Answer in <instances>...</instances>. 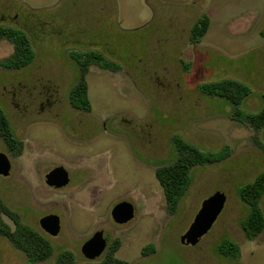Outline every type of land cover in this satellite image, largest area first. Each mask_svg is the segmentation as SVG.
I'll list each match as a JSON object with an SVG mask.
<instances>
[{"label":"rangeland","instance_id":"rangeland-1","mask_svg":"<svg viewBox=\"0 0 264 264\" xmlns=\"http://www.w3.org/2000/svg\"><path fill=\"white\" fill-rule=\"evenodd\" d=\"M3 1L21 14V25L28 18L35 58L21 70H7L13 47L0 42V107L24 143L22 154L13 156L0 138V153L12 164L10 175L0 176V197L51 241L53 256L36 264H54L64 250L77 264L100 261L104 256L90 260L82 252L100 231L121 241L116 257L130 264H264V230L246 236L242 221L249 207L238 196L264 172V152L256 144H264V128L257 132L232 119L230 102L198 90L202 83L237 80L252 90L242 111L261 110L264 0ZM204 15L209 30L192 44L191 28ZM88 50L118 66L90 67L91 112L69 102L78 79L70 52ZM175 135L204 152L230 153L193 168L192 184L170 214L155 171L176 159ZM58 166L70 183L50 188L45 176ZM218 191L226 202L212 229L195 246L183 245L203 201ZM122 202L133 206L134 218L119 225L111 212ZM51 214L60 218L57 236L40 226ZM224 239L239 246V259L218 253ZM0 264L28 260L0 237Z\"/></svg>","mask_w":264,"mask_h":264},{"label":"trees","instance_id":"trees-1","mask_svg":"<svg viewBox=\"0 0 264 264\" xmlns=\"http://www.w3.org/2000/svg\"><path fill=\"white\" fill-rule=\"evenodd\" d=\"M210 27V19L204 15L199 18L190 32V42L198 44L207 34ZM6 37L13 44V53L8 59L7 67L23 69L31 64L35 58V52L30 44L27 35L19 31H10L0 28V39ZM70 57L78 70L77 82L69 92V102L75 109L91 112L92 105L88 96L87 75L90 67L97 65L105 70H116V63L110 61L99 51H72ZM201 94L222 98L230 102L233 108L232 119L246 123L252 129L259 132L264 128V93L262 95V108L258 113L247 114L241 109L246 98L252 90L245 84L225 79L217 82L202 83L198 85ZM0 138L3 140L8 152L13 156H20L24 149V143L17 138L13 132L6 112L0 107ZM177 156L171 164L158 167L155 176L163 188L167 210L174 214L182 198L192 184V170L197 166H205L219 162L229 156V149L224 148L217 152H204L195 145L187 142L182 137L175 135L172 139ZM258 148L264 152V144L256 141ZM240 200L249 207L248 215L242 221V227L249 239L259 236L264 230V216L261 201L264 196V172L259 174L252 182H249L238 190ZM7 216L14 224V227L6 222ZM0 237L8 240L12 246L22 252L28 264L43 263L49 260L54 254V247L51 241L25 224L21 215L11 210L0 197ZM121 247V241L116 239L109 245L104 257L98 262L85 264H130L127 261L116 257ZM152 247L143 250L148 253ZM222 256L230 259L240 258L239 246L229 239H224L217 247ZM54 264H77L72 252L61 251Z\"/></svg>","mask_w":264,"mask_h":264},{"label":"water","instance_id":"water-1","mask_svg":"<svg viewBox=\"0 0 264 264\" xmlns=\"http://www.w3.org/2000/svg\"><path fill=\"white\" fill-rule=\"evenodd\" d=\"M11 169L12 164L8 156L0 153V176L8 177ZM45 182L50 188H65L70 183L69 173L64 167L58 166L45 176ZM225 202L226 195L220 191L204 200L193 223L181 237V243L185 246H195L198 244L212 229L224 209ZM111 215L116 224L124 225L134 218V208L130 203L122 202L113 208ZM40 226L50 236H57L61 228L60 218L53 214L45 216L40 220ZM110 242V235L105 231H100L83 245L82 252L88 259L96 260L102 256Z\"/></svg>","mask_w":264,"mask_h":264},{"label":"flooded vegetation","instance_id":"flooded-vegetation-1","mask_svg":"<svg viewBox=\"0 0 264 264\" xmlns=\"http://www.w3.org/2000/svg\"><path fill=\"white\" fill-rule=\"evenodd\" d=\"M12 14H14V15L12 16ZM20 15L21 14L18 11L14 10L13 7H11L8 3H5L3 0H0V28L10 30V31H19V32L25 33L27 35L29 41H30L31 46H32V41H31L32 35H31V32L28 28V23H27L28 18L24 17L26 19V22L23 25H21L20 21H19ZM1 41H7L13 47V44L6 37H2L0 39V42ZM32 48H33V46H32ZM12 53H13V51H12ZM4 68L7 70H11V71L21 70V69H14L12 67H4ZM110 244H111V242H110ZM109 245H108V247H109ZM108 247H107V249H108ZM107 249L102 254V256L105 255Z\"/></svg>","mask_w":264,"mask_h":264}]
</instances>
